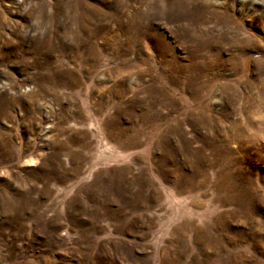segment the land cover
<instances>
[{"label":"rangeland","instance_id":"obj_1","mask_svg":"<svg viewBox=\"0 0 264 264\" xmlns=\"http://www.w3.org/2000/svg\"><path fill=\"white\" fill-rule=\"evenodd\" d=\"M0 264H264V0H0Z\"/></svg>","mask_w":264,"mask_h":264},{"label":"bare ground","instance_id":"obj_2","mask_svg":"<svg viewBox=\"0 0 264 264\" xmlns=\"http://www.w3.org/2000/svg\"><path fill=\"white\" fill-rule=\"evenodd\" d=\"M263 22V21H262Z\"/></svg>","mask_w":264,"mask_h":264}]
</instances>
